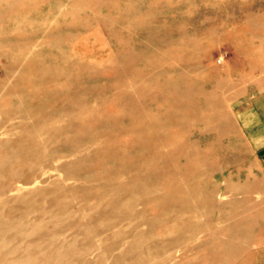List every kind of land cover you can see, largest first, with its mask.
Wrapping results in <instances>:
<instances>
[{
  "label": "rangeland",
  "instance_id": "obj_1",
  "mask_svg": "<svg viewBox=\"0 0 264 264\" xmlns=\"http://www.w3.org/2000/svg\"><path fill=\"white\" fill-rule=\"evenodd\" d=\"M23 2L24 10L6 19L4 32L21 27L42 39L52 30L55 41L37 47L34 58H45L47 65L69 74L71 88L56 101L68 95L82 99L77 111L53 118L60 125L76 121L72 128L76 133L79 123L89 128L91 120L95 137L91 146L97 152L90 162L93 169L86 170L76 160L68 171L63 164L73 158L68 149L43 140L39 152L59 156V169L50 162L49 171L30 182L24 180L30 172L26 169L16 185H23L26 192L60 178L65 193L78 190L70 205L75 215L83 208L77 182L91 185L85 193L94 196L111 189L131 191L120 194L119 200L136 198L133 215L128 219L105 215L103 221L111 226L94 233L108 259L111 245L118 250L124 244L123 250H128L139 235L152 248L157 246L147 258L154 259L150 264H237L264 243V167L258 159L257 129H244L239 119L243 109L264 97V0H114L115 8L100 7L93 0H86V5L73 0ZM98 14L103 18L97 19ZM4 62L0 61V73ZM164 67L170 70L162 72ZM178 76L191 80L193 93L180 112L182 125L143 129L136 118H128V113L137 116L143 108L152 114L171 109L164 100L143 99L164 80ZM183 82H178V89H185ZM64 83L60 79L47 85ZM10 84L1 90L0 100ZM79 85L81 91L76 89ZM140 135H150L151 150L143 147L148 141L143 144ZM7 137L0 132V140ZM39 161L38 156L32 164L36 167ZM151 170L155 174L147 176ZM45 196L51 199L54 193L47 191ZM186 198L199 208H171L177 199ZM156 216L163 222H148ZM173 216L176 224L170 221ZM141 217L148 223L136 228Z\"/></svg>",
  "mask_w": 264,
  "mask_h": 264
},
{
  "label": "bare ground",
  "instance_id": "obj_2",
  "mask_svg": "<svg viewBox=\"0 0 264 264\" xmlns=\"http://www.w3.org/2000/svg\"><path fill=\"white\" fill-rule=\"evenodd\" d=\"M113 1L93 0V3L100 7L115 8ZM73 3L86 5L87 2L86 0H73ZM23 4V0H0V61H5L3 72L0 73V94L1 90L13 81L0 100V132L9 136L0 140V264H150L154 259L147 258L152 257L157 246L154 245L152 248L146 244L147 238H143L141 235L133 238L128 250H123L124 244L118 250L112 249L116 246L111 245L110 259L106 258V252L101 250L103 245L101 239L94 240L95 232L110 225L109 222L103 221L102 218L105 215L118 214L125 219L133 215L137 203L136 198L119 200L120 194H128L131 191L111 189L104 192L105 195L101 193L94 196L85 193L91 185L77 182L78 186L82 188L79 196H81L83 208L79 209L81 215H75V212H71L70 205L72 197L77 194L78 190L75 189L71 194L65 193L64 184L60 178L49 180L48 184L26 192L22 191L23 185H16V182L24 176L26 169L30 170L24 178L26 182L35 181L40 174L49 171L46 165H49L50 162H52L53 169H59L57 163L59 156L49 150H45L42 154L39 152L43 140L54 146L68 149V157L73 156L71 161L63 162L64 169L68 171H72L70 163L76 160L83 162L86 170L91 169L90 162L93 159V153L97 152L91 146L95 144L91 120L89 128H85L84 122L79 123L81 128L76 133L72 129L76 128V121L60 125L53 118L54 115L61 117L77 111L82 99L79 95L73 99L68 95L64 100L56 101L55 97L65 94L71 88L69 74L47 65L44 62L45 58H34L37 47L42 48L55 41L54 38H51L52 30L41 36L42 39L39 38L41 34L39 35L37 32L24 33L21 27H16L11 32H4L6 19H11L24 10ZM128 10L132 11V7H129ZM104 16L112 19L107 15ZM100 17L103 18L99 14L96 15L97 19ZM131 55L135 57V55ZM61 59L65 60L66 57L62 54ZM168 70H170L169 67L161 69L162 72ZM60 79L65 80L61 87L52 86L54 84L47 85L48 83H57ZM180 80L187 84L183 90L178 89ZM191 87V80L185 81L183 76H178L176 79L168 78L159 85L156 92L145 96L143 101L164 100L172 105V108L169 110L161 108V111L159 110L155 114L143 108L137 116L128 113V118L130 120L136 118L135 121L143 129H168L173 124L182 125L184 118L180 112L192 100ZM198 88L200 93H204L201 87ZM76 89L81 91L83 87L79 85ZM181 100L187 104H179L178 101ZM30 117L33 118L31 123L27 121ZM16 118H21V121L15 122ZM162 118L164 121H161ZM112 126L117 127L118 125L114 123ZM140 138H142L143 144L148 141L143 147L151 150L150 135L148 138L145 135H140ZM86 148L90 149L89 153L79 154ZM107 150L102 149L101 151L107 152ZM112 153L116 152L112 151ZM108 155L110 159L115 158L114 155L109 153ZM38 156L40 161L35 167L32 161ZM153 174L155 171L151 170L146 175ZM16 189L20 193L17 192V195L10 193ZM47 191L54 193L51 199L45 196ZM105 196L108 197L107 201L103 200ZM9 202L12 204L9 205ZM170 206L179 211L199 208L198 204L193 205L187 198L177 199ZM72 215L77 216L76 219H73ZM176 219L175 216L170 218L172 224H176ZM148 222L156 224L163 220L160 216H156ZM148 222L143 221L141 217L134 226L140 228L141 225ZM70 232L76 234L70 236ZM163 236L165 237V235ZM89 253L94 254V257H87ZM127 258L132 259L128 261Z\"/></svg>",
  "mask_w": 264,
  "mask_h": 264
},
{
  "label": "crops",
  "instance_id": "obj_3",
  "mask_svg": "<svg viewBox=\"0 0 264 264\" xmlns=\"http://www.w3.org/2000/svg\"><path fill=\"white\" fill-rule=\"evenodd\" d=\"M239 119L244 129H257L256 141L258 159L264 167V97H259L256 101L239 113ZM261 152L263 155H261ZM261 156H260V155ZM237 264H264V243L259 244L249 255Z\"/></svg>",
  "mask_w": 264,
  "mask_h": 264
}]
</instances>
